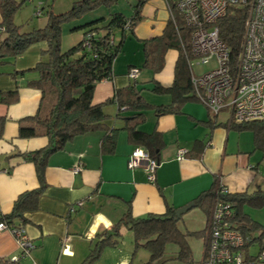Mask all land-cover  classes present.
<instances>
[{
  "label": "crops",
  "instance_id": "1",
  "mask_svg": "<svg viewBox=\"0 0 264 264\" xmlns=\"http://www.w3.org/2000/svg\"><path fill=\"white\" fill-rule=\"evenodd\" d=\"M148 1L141 8V18L133 34L127 35L135 40L134 54H126V36L122 53L113 60L111 77L95 83L92 103L106 100L115 89L131 83L150 105L171 102L168 93H155L151 88L155 82L166 87L172 83L178 51L168 48L163 65L157 71L143 66L142 42L160 35L170 15L165 0H154L155 5L147 7ZM40 14L36 11L35 16ZM144 15H149L151 20H144ZM113 37L117 41L120 31L114 32ZM46 47V41L40 40L20 54L0 61V214L11 211L20 192L39 186L34 164L24 160L21 153L45 146L47 137L23 138L18 128L22 118L37 110L41 93L29 85V81L38 76L33 69L35 64L47 58ZM131 67L138 69L135 78L128 75ZM143 89L148 94H144ZM13 90L17 91L15 101L8 103L1 98L4 96L1 92ZM189 101L194 100L180 103V111L175 113L155 115L151 106L143 110L144 120L137 128L158 133L162 141L157 148L158 166L153 181H147L143 167L128 168V156L139 145L128 138L123 128L116 132L115 146L110 152L101 150L103 131L93 130L76 135L50 153L37 206L24 213L27 219L24 230L33 243L26 259L31 260V264H80L96 233L110 229L128 208L133 216L160 214L166 206L176 209L192 202L214 183L224 185L228 194L264 189L258 179V175L264 176V171L259 170L255 153L264 150L255 148L252 131L251 141L245 137L236 142L233 130H240L229 124L230 109H221L228 112L226 119L221 120V110L212 113L202 102L200 106ZM103 109L109 115L108 122L122 126L123 118L115 116L118 109L115 103H108ZM121 113L129 116L131 111L123 108ZM179 148L185 149L181 158L177 157ZM76 166L78 169L74 171ZM205 215L207 218L208 214ZM244 251L246 257L255 255L249 253V246ZM18 252L13 234L8 229H0V259ZM117 264L126 263L122 260Z\"/></svg>",
  "mask_w": 264,
  "mask_h": 264
},
{
  "label": "trees",
  "instance_id": "2",
  "mask_svg": "<svg viewBox=\"0 0 264 264\" xmlns=\"http://www.w3.org/2000/svg\"><path fill=\"white\" fill-rule=\"evenodd\" d=\"M116 1L79 0L65 12L49 11L42 27L21 30L19 25L13 23L12 15L16 8L22 5V1L0 0V61L20 54L34 42L45 40L47 43L44 50L47 58L35 64L33 69L37 70L38 76L29 81V85L40 90V101L33 115L19 121L18 134L23 138L46 136L48 142L43 147L21 153L24 160L34 164L39 186L20 192L13 201L11 211L0 214V221L11 227H24L27 221L24 213L36 208L38 196L44 186L46 158L73 137L85 132L101 130L103 131L101 150L110 152L115 146L116 132L119 128H123L133 143L147 149L150 155L156 158L157 148L162 143L160 135L137 128L144 120L143 110L151 106L155 115L175 113L180 111V103L183 101L199 100L194 93L191 82L193 70L189 65L192 56L189 37L191 28L185 25L181 16L172 8L171 1H168L173 19L169 15L161 34L144 40L142 49L143 66H150L154 71L162 67L164 54L168 48L178 51L172 83L166 87L155 82L151 88L155 93H168L171 102L150 105L143 99L135 84L131 83L115 89L112 96L106 100L92 103L95 83L111 77L113 60L121 52L124 38L133 34V28L141 18V8L147 0H135L133 11L129 15L115 11L110 13L107 19L98 17L75 25L74 29L81 28V38L66 50H61L60 47L61 24L78 18L88 10L103 4L111 5ZM245 19V6L231 5L217 20L219 37L228 48L231 60L235 59L240 51ZM115 30L120 31L117 41L113 37ZM1 94L4 95L1 98L8 103L17 99L16 90ZM108 103L117 105L115 116L123 118L121 127L108 122L109 115L103 109ZM123 108L131 111V114L122 115ZM229 124L239 130L250 129L255 148L264 150V122L236 123L231 119ZM215 189L214 183L192 201L206 214L211 207ZM228 198L232 201L234 219L238 223V228L247 239L244 249L249 244L257 242L258 254L261 246L264 245V224L253 219L242 209V206L244 203L252 206L264 205V189H256L251 193L228 194ZM179 218L176 217L175 208L172 206H166L163 213H149L144 216H133L128 208L110 229L96 233L93 238L94 246L89 247L85 259L80 264H96L94 260L103 246L115 245L122 236L124 227L133 233L134 247L142 246L149 252V259L141 264H160L164 260L161 257L168 243L174 244L176 258L189 263L192 258L187 237L190 235L202 237L204 230L183 231L177 225ZM0 264H20V262H13L7 257L1 258Z\"/></svg>",
  "mask_w": 264,
  "mask_h": 264
},
{
  "label": "built area",
  "instance_id": "3",
  "mask_svg": "<svg viewBox=\"0 0 264 264\" xmlns=\"http://www.w3.org/2000/svg\"><path fill=\"white\" fill-rule=\"evenodd\" d=\"M181 16L189 32L191 58L189 65L208 63L215 66L191 75L194 93L212 113L230 109L236 123L264 122V0H165ZM246 8V19L241 47L235 59H230L228 48L219 37L217 20L229 6ZM173 19L172 9L169 10ZM192 69V68H191ZM128 75L135 78L138 69L131 67ZM185 149L179 148L181 158ZM128 168L143 167L147 181H153L158 166L156 158L141 146L135 147L127 159ZM78 166L73 170L76 171ZM228 189L216 183L215 195L209 209L203 235V254L198 264H258L264 260V245L254 257H246L247 239L234 219ZM0 229H8L14 236L19 252L9 257L13 262L27 256L33 243L24 227H11L0 221ZM35 264V263H33Z\"/></svg>",
  "mask_w": 264,
  "mask_h": 264
},
{
  "label": "rangeland",
  "instance_id": "4",
  "mask_svg": "<svg viewBox=\"0 0 264 264\" xmlns=\"http://www.w3.org/2000/svg\"><path fill=\"white\" fill-rule=\"evenodd\" d=\"M17 2L22 1L20 5L14 11L12 15V21L15 25H19L21 30H31L33 28L42 27L45 24L47 13L49 11L53 13H60L69 10L74 2L79 0H16ZM135 0H117L111 5L103 4L94 9L88 10L81 14L78 18L70 19L64 21L61 24V36H60V47L61 50H66L71 45L77 42V38L81 32V28L74 29V26L81 24L86 20H91L98 17L108 18L109 14L115 11L122 12L125 15L130 14L133 11V5ZM147 7L150 5H155L154 0H149L147 2ZM41 10L39 17L35 16L36 11ZM157 18V17H155ZM143 19L146 21L151 20L149 15H144ZM116 33L119 31L116 30ZM117 35V34H116ZM124 43V48H126V54H134L135 50V40L130 36H127ZM140 45V44H139ZM141 47V46H140ZM141 52V49H140ZM122 53V52H121ZM142 53V52H141ZM215 66V61L211 58L208 63H195L194 60L191 62V68L193 73L199 74L204 73ZM141 69H145L141 67ZM144 94H148L147 90L143 89ZM190 104L200 105L199 100L189 101ZM228 116L227 110H221L219 117L221 120H225ZM236 139L239 142L248 137L251 141V131L250 129H242L240 131L233 130ZM257 157L256 160L259 162V170L264 171V151L256 150ZM264 176H259L258 179L261 180V186H264ZM243 209L248 212L254 219L264 224V205L252 206L245 203ZM206 215L204 211L194 206L188 211L184 212L179 218L177 225L183 231H195L203 230L205 226ZM204 235V234H203ZM189 247L191 249L192 261L189 263L176 258L174 256V251L176 248L174 244H166L165 252L161 259H164L160 264H198L200 261L204 244L202 242L201 236L190 235L187 237ZM94 244V240L91 246ZM94 246V245H93ZM258 250L257 242L249 245V253L256 254ZM28 256V255H27ZM20 259V264H31V260H27L26 257ZM28 258V257H27ZM23 259V260H22ZM149 259V252L142 246L137 248L133 244V233L130 229L123 230L122 236L118 239L115 245L107 244L103 246L98 257L94 260L96 264H117L119 261L124 260L126 264H141ZM22 260V262H21ZM159 261V260H158ZM33 264V263H32Z\"/></svg>",
  "mask_w": 264,
  "mask_h": 264
},
{
  "label": "water",
  "instance_id": "5",
  "mask_svg": "<svg viewBox=\"0 0 264 264\" xmlns=\"http://www.w3.org/2000/svg\"><path fill=\"white\" fill-rule=\"evenodd\" d=\"M193 206H195L194 203L193 202H189L186 205H183L181 207L176 208L175 209L176 217H180L184 212H186L187 210H189Z\"/></svg>",
  "mask_w": 264,
  "mask_h": 264
},
{
  "label": "bare ground",
  "instance_id": "6",
  "mask_svg": "<svg viewBox=\"0 0 264 264\" xmlns=\"http://www.w3.org/2000/svg\"><path fill=\"white\" fill-rule=\"evenodd\" d=\"M167 3V2H166ZM172 3V2H171ZM167 7H168V9L170 8V6L168 5V3H167ZM158 161V160H157Z\"/></svg>",
  "mask_w": 264,
  "mask_h": 264
}]
</instances>
